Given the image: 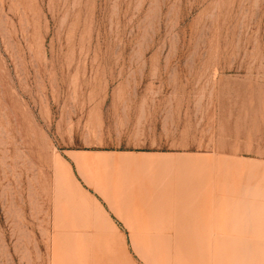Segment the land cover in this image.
<instances>
[{"label":"rangeland","instance_id":"1","mask_svg":"<svg viewBox=\"0 0 264 264\" xmlns=\"http://www.w3.org/2000/svg\"><path fill=\"white\" fill-rule=\"evenodd\" d=\"M0 264H264V0H0Z\"/></svg>","mask_w":264,"mask_h":264},{"label":"bare ground","instance_id":"2","mask_svg":"<svg viewBox=\"0 0 264 264\" xmlns=\"http://www.w3.org/2000/svg\"><path fill=\"white\" fill-rule=\"evenodd\" d=\"M116 161V160H115ZM114 161V162H115ZM117 162V161H116ZM115 162V163H116ZM116 166V165H115ZM89 168H90V170H92V171H94L95 169H93L92 167H90L89 166ZM88 168V169H89ZM89 171V170H88ZM96 171V170H95ZM90 172V171H89ZM90 174H92L91 175V177H92V180L94 181V186H95V189H96V191L97 192H99L101 195H102V197L104 198V199H106L107 201H108V203L110 204V206H111V208L113 209H115V210H117V212H118V214L121 216V217H123V219L124 220H126V222L127 221H131L132 220V222H133V219H135V220H137V219H141V218H143V216H145V215H141L140 216V214L141 213H135V212H131L129 209H127V208H123V202L121 201V200H119V199H116L115 200V197H114V200H110L109 199V195H110V192H109V189H108V187H110L109 186V183L106 181V180H103L102 179V177H100V176H98V175H96L95 174V172H93V173H91L90 172ZM114 179H115V177H114ZM114 186V188H115V185H113ZM133 192H134V190H133ZM113 193H115V190H114V192ZM90 195V197L89 196H86L87 197V199H88V201H90V202H92L93 203V205H94V208L96 209V212H97V215H98V217L103 221V222H105L106 223V225H107V231H106V236L107 237H109L110 239H117V238H120V230H119V228L113 223V221L111 220V218H110V216H109V214H108V212L105 210V208L103 207L104 205H102L101 204V202L97 199V198H95L94 196H92V194H89ZM173 195V194H172ZM172 195H171V197H172ZM113 196H115V195H113ZM132 198H133V196H132ZM133 200V199H132ZM140 202V201H139ZM138 202V203H139ZM171 202H172V198H171ZM133 204V203H132ZM140 205V204H139ZM173 207V206H172ZM172 207H171V209H172ZM113 209V210H114ZM134 209V208H133ZM114 218V217H113ZM144 218H146V217H144ZM172 220V219H171ZM143 221V220H142ZM116 223V222H115ZM130 224V222L129 223H127V225H129ZM133 225V224H132ZM144 225V224H143ZM145 232V231H144ZM143 232V233H144ZM147 233V232H146ZM149 233V232H148ZM162 233V232H161ZM150 234V233H149ZM158 234V233H157ZM160 234V233H159ZM162 235V234H161ZM134 241V240H133ZM136 241V240H135ZM136 243V242H135ZM139 243V242H138ZM136 246H138V245H136ZM136 249H137V247H136ZM211 250V249H210ZM208 255V254H207Z\"/></svg>","mask_w":264,"mask_h":264},{"label":"crops","instance_id":"3","mask_svg":"<svg viewBox=\"0 0 264 264\" xmlns=\"http://www.w3.org/2000/svg\"><path fill=\"white\" fill-rule=\"evenodd\" d=\"M136 222V221H135ZM138 223L137 224H140L141 222L140 221H137ZM140 222V223H139ZM114 223V222H113ZM115 224V223H114ZM142 224H144V225H142V226H144V227H148V228H152V229H155L156 228V230H146L144 233H145V236L146 237H152V235H155V237H157V238H161V237H166L167 236V233H166V226L165 225H158L157 223H155L154 225H152L153 224V222L152 221H145L144 223H142ZM118 228H119V226L117 225V224H115ZM138 227L140 226V225H137ZM162 228V229H161ZM119 230H120V228H119ZM147 232V233H146ZM150 234H149V233ZM162 232V233H161ZM158 233V234H157ZM160 233V234H159ZM162 234V235H161ZM109 238V237H108Z\"/></svg>","mask_w":264,"mask_h":264}]
</instances>
